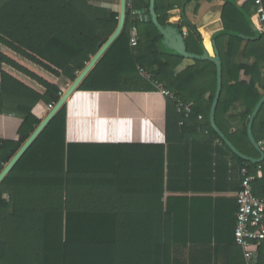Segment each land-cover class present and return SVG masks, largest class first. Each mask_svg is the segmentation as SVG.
Segmentation results:
<instances>
[{"label": "trees", "instance_id": "16d2710c", "mask_svg": "<svg viewBox=\"0 0 264 264\" xmlns=\"http://www.w3.org/2000/svg\"><path fill=\"white\" fill-rule=\"evenodd\" d=\"M191 1L156 0L160 24L171 25L168 23L170 12L177 6L184 10ZM128 4L121 35L0 184V264H171L169 220L163 223L166 218L161 220L153 211L149 236L146 233L144 239L143 233L133 236L129 232L132 212L126 204L129 179L124 169L118 174L107 172L100 177L93 169L81 173L66 169L71 123L83 120L94 126L95 113L111 114L113 111L108 106L116 98L119 103L116 113L124 114L122 101L128 87L155 91V83L174 94V99L168 98L174 113L168 116L167 140L177 126L181 127L180 122L186 126L196 120L199 129L208 128L227 146L211 127V106H207L205 100L209 92L211 103L215 98L216 65L208 60L168 53L155 24L139 18L141 11L150 8V0H129ZM253 7V0L240 3L226 0L225 29L214 37L222 60L216 123L241 151L234 139L243 136L252 145L247 126L243 133L231 135V127L222 124L225 122L222 117L234 89L243 90L241 96H245L250 117L263 97L257 85L262 83L260 61L264 60V34L254 35L252 31L256 30L251 22ZM133 12L138 14L133 16ZM117 17H99L89 0H0V115L15 114L24 118L18 141L0 140V173L41 124L34 109L40 106L49 112L59 102L115 32L119 23ZM173 26L182 34L187 33L185 39L190 53L202 55L205 52L201 35L185 14L180 24ZM242 35L253 36V39L245 40ZM133 36H138L136 46L130 44ZM222 40L225 46L223 43L220 46ZM244 41L247 42L244 55L257 59L250 67L236 64ZM140 69L148 72L152 79H144ZM242 72L251 77L250 81L237 80L233 85L235 74ZM178 102L189 104L192 113L179 112ZM263 123L264 104L253 124L256 140H259L258 130L264 133ZM130 148L133 150L134 146ZM146 148L156 153V159L164 154V146ZM233 156L253 171L258 165H262L264 171V162L252 163L236 154ZM152 172L151 176L157 174L154 166ZM153 180L154 176L152 183ZM119 187H123L121 192L125 199L116 201L112 192L120 191ZM97 188L108 194L103 199L100 195L97 198ZM263 189V180L254 184L257 196ZM6 192L10 194V202L3 200ZM122 202L125 205L119 208L118 203ZM145 218L149 217L145 215ZM98 220H106L102 230L113 231V237H97ZM17 232L33 233V237L21 238ZM236 247L240 252L237 263L246 264L243 250ZM258 249L264 263V244Z\"/></svg>", "mask_w": 264, "mask_h": 264}, {"label": "crops", "instance_id": "0c3cea01", "mask_svg": "<svg viewBox=\"0 0 264 264\" xmlns=\"http://www.w3.org/2000/svg\"><path fill=\"white\" fill-rule=\"evenodd\" d=\"M236 1L240 3L242 0ZM89 2L97 9L99 17L109 19L116 15L119 18L120 0ZM225 6L226 0H193L184 10L175 7L169 14L168 23L180 24L182 15L185 14L201 35L205 51L210 56H215L217 44L214 37L225 29ZM139 15L144 20L140 13ZM252 31L255 32L254 35L259 33L254 29ZM242 36L245 40L253 39V36ZM223 41L219 43L220 46H223ZM246 44L244 41L236 64L250 67L257 59L244 55ZM260 62L264 84V60ZM235 75L233 85L237 84V80L249 82L251 79L244 72ZM262 83L257 88L264 96ZM154 90L128 87L122 101V108L126 113H116L119 104L116 98L112 99L108 108L117 115L113 112L99 115L96 112L94 126L83 120L71 123L66 145V169L78 173L93 169L98 177L105 176L107 172L118 174L124 169L123 172L129 179L126 204L132 212V218L128 221L131 229L129 232L133 236L143 233L144 239L146 233L149 236L152 221L150 215L153 211L160 215L161 220L166 218L163 223L169 220L171 264H239L237 261L240 252L235 245L234 232L237 194L241 182L240 169L243 164L208 128L199 129L196 120L186 123V126L180 122L181 127L177 126L171 139L167 140V120L170 113H174V108H171L167 97L156 88ZM241 94L243 95L242 89L232 90L222 117L225 121L222 124L231 127V135L243 133L250 120L245 96L242 97ZM210 96L211 92L205 95L207 106L212 105ZM45 112L40 106L33 111L41 121L49 113L44 115ZM23 121L24 118L19 115H0V140L18 141ZM257 133L259 140H255L261 152L255 147L253 149V145L248 144L243 136L234 139L242 151L230 141L244 155L255 159L263 158L264 162V133L259 130ZM130 146H134V149L131 150ZM147 146H164L162 158L156 159V153L148 151ZM153 166L157 169V174L151 176ZM259 180L264 181L263 169L257 182ZM119 189L118 192H112L113 200L125 199L121 192L123 187ZM96 193L97 198L100 195L103 199L108 191L97 188ZM3 200L10 202V194L4 193ZM123 205V202L118 203L119 208ZM145 215L149 218H145ZM142 217L143 220L140 219ZM98 221L100 226L97 229L100 232L97 237H113V231L102 230L106 220ZM17 233L21 238L33 237V233ZM119 235H123L122 230H119Z\"/></svg>", "mask_w": 264, "mask_h": 264}, {"label": "water", "instance_id": "95a60500", "mask_svg": "<svg viewBox=\"0 0 264 264\" xmlns=\"http://www.w3.org/2000/svg\"><path fill=\"white\" fill-rule=\"evenodd\" d=\"M155 2L156 0H150V8L141 11L140 14L143 16L144 20L152 21L155 24L158 31L163 36L162 44L163 46H165L167 52L174 53V54H177L179 56H182L188 59L208 60V61L213 62L217 67V90H216L215 98L211 105V111H210L211 127L220 136V138L225 142V144L230 148V150L234 154H236L238 157L248 162L261 163L263 161V158L255 159V158L248 157L244 155L243 153H241L217 126L216 110H217V106H218L220 95H221V89H222V60H221L219 53L216 51L215 56H210L208 52L206 51L202 55L190 53L187 50V42H186L184 34L179 32L177 28H175L173 25H167L164 27L160 24L158 17H157L156 10H155ZM127 8H128V0H120V14H119V23H118L117 29L112 34V36H110V38L101 46V49L99 50V52L92 58V60L86 66V68L78 75L77 79L68 88V90L61 97L59 102L49 111L48 115L41 122V124L37 127L35 132L24 143V145L20 148V150L16 153V155L10 160V162L5 166L3 171L0 173V184L8 176V174L12 171L15 165L22 158V156L27 152V150L34 143V141L39 137V135L48 126V124L59 113L62 107L71 98V96L74 94L77 88L81 85L84 79L88 76L91 70L95 67L98 61L102 58L105 52L110 48V46L115 42V40L121 35L124 29V26H125V22H126ZM263 104H264V96L256 105L250 117L248 127H247L249 140L259 152H261V148L259 147V144L256 142L254 138L253 124Z\"/></svg>", "mask_w": 264, "mask_h": 264}, {"label": "built area", "instance_id": "2783aa9c", "mask_svg": "<svg viewBox=\"0 0 264 264\" xmlns=\"http://www.w3.org/2000/svg\"><path fill=\"white\" fill-rule=\"evenodd\" d=\"M254 7L251 15V22L255 29L264 34V0H253ZM129 7V4H128ZM138 13L133 12L136 16ZM136 30V28H134ZM187 33H184L186 36ZM131 46L138 44V36H133L130 40ZM140 74L151 80V75L144 69H140ZM156 89L165 97L173 98L174 94L166 90L161 84H154ZM178 111L191 114L193 108L189 104L178 102ZM202 119V116H199ZM262 165H258L253 171L248 164L240 169V189L237 194L238 209L236 214V226L234 232L235 245L239 246L244 253L246 264H264L260 260L259 247L264 244V189L260 196L254 192V184L257 182Z\"/></svg>", "mask_w": 264, "mask_h": 264}, {"label": "rangeland", "instance_id": "374dc122", "mask_svg": "<svg viewBox=\"0 0 264 264\" xmlns=\"http://www.w3.org/2000/svg\"><path fill=\"white\" fill-rule=\"evenodd\" d=\"M46 111V110H45ZM48 112L46 111L45 113H44V115H46Z\"/></svg>", "mask_w": 264, "mask_h": 264}]
</instances>
